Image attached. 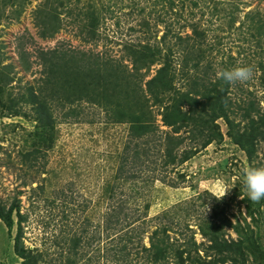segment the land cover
I'll list each match as a JSON object with an SVG mask.
<instances>
[{"label": "rangeland", "instance_id": "1", "mask_svg": "<svg viewBox=\"0 0 264 264\" xmlns=\"http://www.w3.org/2000/svg\"><path fill=\"white\" fill-rule=\"evenodd\" d=\"M173 1L176 8L172 10ZM44 14L56 15L54 19L49 16L48 20L61 24L49 37L43 35ZM263 20L264 0H0V205L9 206L15 199L21 201V212L28 216L23 223V241L31 250L45 251L42 264L64 263L65 248L54 242V237L63 236L61 231H72L70 236L82 238L81 254L88 252L84 258L79 257L77 264H107L110 259L99 257L114 253L117 245L126 244L131 251L141 250L142 245L150 247L154 232L165 227L170 244L176 248L187 247V240L195 232L201 244V255L210 260L213 255L210 252L208 256L206 249L211 243L200 231V223L224 208L226 218L232 223L240 221L258 230L248 208L249 205L253 210L263 207L264 212V202H252L248 198L244 172L249 167H264V142L259 144L257 157L250 161L222 118L217 121L220 128L212 126L213 131H220L219 136L206 148L199 141L201 135L193 141L191 127H183L175 133L164 124L161 114L165 107L156 101L147 86L164 66V59L136 70L126 45L148 40L150 35L142 30L149 29L151 44H156V39L171 29L185 37L184 45L191 47L189 43L196 42L188 38L193 33L192 24H200L206 30L203 45L185 48L182 52L202 54L201 68H194L193 60L192 65L186 67L184 55L177 53L171 62L172 73L177 76L176 88L189 90L193 76H211L218 80L226 67L249 66L251 78L234 81L231 85L237 92L241 85L261 97L264 95L259 84L262 72L259 64L264 63ZM260 21L262 28L257 27ZM91 22L96 24L99 33L94 39H90ZM172 36L170 39L175 41L176 37ZM53 49L67 52V58L70 55L85 59L104 56L115 63L121 71L119 74L125 67L126 72L133 73L129 94L140 97H132L130 101L137 103L134 108L146 101L150 107L147 115L141 117L156 125V134L148 135L152 142L157 140L152 144L156 157H151L144 165L132 163L129 166L139 170L137 182L141 183L143 191L135 192V181L126 180L125 176L119 178L118 171L123 158L135 150L136 142L150 139L131 138V124L117 122V117L109 113L114 103L105 95L99 96L101 103L87 98L74 99L71 95L79 94L80 89L65 83L67 77L62 80V69L61 81H55L50 75V64L44 62L47 54L43 52ZM63 60H67L66 56ZM206 70L210 71L207 75ZM186 71L192 77L187 76ZM29 88H33L39 99L48 101L46 110L54 123L52 129L41 126L39 104L30 103L29 97L18 102L19 111L10 109ZM113 92L110 95L116 98ZM121 98L125 99L124 93ZM167 99L168 96L166 104ZM113 102L116 103V99ZM124 102L126 106L127 101ZM262 105L264 107V101ZM169 134L184 141L180 152L192 154L177 170L173 166L163 167L161 148L165 149V145L162 147V142H166ZM35 148L41 152L32 156L37 160L32 168L24 154ZM226 188L231 189L221 198L219 190ZM114 203L125 207L132 217L129 222L133 223L127 228V225H119L115 230L117 234L108 238L107 214ZM262 218L257 231L261 236H251L247 245L263 253L264 216ZM15 219L12 230L0 221V264L23 262L15 249L18 216L15 215ZM215 222L224 224V216ZM87 226L89 234L84 236L81 230ZM222 232L228 239L238 240L240 236L233 226L226 225ZM133 235L135 238L130 242ZM173 256L170 254L167 259L171 264L175 263ZM143 257L144 254L142 260ZM254 258L251 255L248 264L264 263V258ZM141 259L133 264H141Z\"/></svg>", "mask_w": 264, "mask_h": 264}, {"label": "trees", "instance_id": "2", "mask_svg": "<svg viewBox=\"0 0 264 264\" xmlns=\"http://www.w3.org/2000/svg\"><path fill=\"white\" fill-rule=\"evenodd\" d=\"M176 3L173 1L171 7L176 8ZM94 15L93 13H91ZM51 16L56 17L53 14H44V19L42 20V25L45 28L44 37H49L54 35L60 28L61 24H52L48 18ZM251 23L254 21L249 19ZM264 21V20H263ZM262 23V24H261ZM89 27V26H88ZM96 24L91 22L90 27V39L96 38L99 33L96 31ZM256 27V26H255ZM257 27L262 28L263 22L260 21V25ZM192 35H188L189 40L194 39V44L189 43V46H185V37L180 33L174 32L171 29H167L165 34L160 38L156 39V44H151V29L149 31L142 30L144 33L150 35L147 37L148 40H141L139 43L127 44L126 50H128L131 61L133 62V67L137 70L139 68H146L149 64L156 63L157 61L164 59V66L161 67L156 76L147 82L148 89L152 92L156 101L164 106V111L162 112L163 121L166 126L172 127L175 133H179L183 127H191L190 132H193L192 137L194 139L198 138L200 135L201 143L203 147L206 148L211 144L216 137L219 136L220 131L215 129L213 131L212 126L220 128L217 124L219 119H224L226 124L230 127V134L235 140V143L239 145L247 153L250 161H254L257 157L259 151V144L264 142V95L259 97L256 92L249 91L248 88H244L241 85L239 86L238 92L233 90L234 87L231 83L226 82L219 78L218 80L211 79L213 77H200V76H191L189 71H186L185 74L189 77H192L191 80L193 83L190 86L189 90L177 89L174 81L177 78L174 75L172 59L177 53H181L185 48H192L195 46L199 47L203 45L206 36V30L202 29L200 24H192ZM146 34V33H145ZM174 35V36H172ZM176 37L175 41L170 39ZM172 41L174 43H172ZM261 40L258 41L260 43ZM212 50V48H210ZM22 52V51H21ZM203 50L201 51V53ZM23 53V52H22ZM47 54L44 56V62L50 64V75L55 81L60 80V73L64 70L62 75V80H65V83H70L76 88L80 89L77 93H73L71 96L76 100L87 98L90 101L101 103L102 95H105L109 102L114 103L109 113L112 116L117 117V122L119 123H129L131 124V138L138 140V138L148 137L155 133V124L154 121H147L141 117V115H147V109L150 107L148 103L139 102L138 107L137 103L130 101V99L140 97L137 95L133 96L130 91L131 83L133 82V73L127 71L126 67L122 73L119 74L120 69L114 66L113 61L106 60L104 56L92 57L85 59L84 57L79 58L78 55H70L67 58L68 53L62 50H50L48 52H43ZM184 55L185 66L189 67L192 65V60L195 62L194 68L199 70L201 68L202 57L200 53H191V51L182 52ZM63 56H66L67 60H63ZM163 56V57H162ZM51 57V60L50 58ZM125 66V65H124ZM259 66L262 69L261 75L259 76V84L263 87L264 91V63L260 62ZM133 68V69H134ZM210 68V67H209ZM62 69V70H61ZM211 69V68H210ZM231 68H225V70ZM140 70V69H139ZM261 71V70H260ZM126 72V73H125ZM210 71L206 70L205 74H209ZM66 75V76H65ZM184 75V77L186 76ZM61 81V80H60ZM136 83V82H135ZM111 86L113 88H111ZM128 89V90H127ZM114 90L115 96L113 98L110 95V92ZM233 90V92H232ZM29 92L23 95L21 98L15 100L16 105L13 107L10 106V109H16L19 111L18 102L20 100L25 101L28 98V101L32 104H39L38 110V119L43 123L41 126L43 128H53L54 123L50 114L46 110L47 102L41 100L34 92L33 88H29ZM43 91V88L40 89ZM135 90L134 92H136ZM65 92V91H64ZM133 92V93H134ZM53 93V92H52ZM55 93V92H54ZM53 93V95H55ZM125 94V99L122 101L121 95ZM172 94V95H171ZM166 96H168L166 104ZM53 97V96H52ZM165 97V98H164ZM103 98V97H102ZM105 98V97H104ZM113 99H116V103L113 102ZM119 99V100H117ZM12 102V100H10ZM127 101L126 106L123 103ZM130 101V102H129ZM12 107V108H11ZM185 107H188V110H185ZM140 111L139 116L137 115ZM211 132H210V131ZM199 134V135H196ZM156 134V133H155ZM40 135V134H39ZM150 136L147 139H150ZM175 134H169L166 142H162V147L165 145V149L161 148L164 158L163 167H171L178 169L181 165L192 158L191 152H180L181 145L183 140L176 138ZM157 140L150 139L148 142L142 143L141 141L136 142L134 151L131 152V155H128L123 158L122 164L119 167V178L125 176L126 180L135 181L136 185L135 192L143 191V186L140 182H137L139 170L136 168H130L129 166L133 165H144L147 162H150L151 157H156L157 153L154 152L153 143H156ZM199 144V143H198ZM129 147V146H128ZM195 147H193L194 149ZM150 150H153L150 152ZM41 150L35 148L31 152L24 154L26 162L30 163L32 168L35 167V158H32L33 155L39 154ZM130 160L132 162L130 163ZM154 162V160H152ZM128 168V170H127ZM178 172V171H177ZM180 172V171H179ZM184 177V174H181ZM128 181V182H129ZM113 196V194H112ZM264 202V200H262ZM249 214L254 222V225L258 226L260 229V223L263 221L264 212L261 208L253 210L252 206L249 205ZM22 205L21 201L15 199L9 206L3 204L0 205V221L5 222L9 227V230H12L15 227L16 219L15 215L18 216V227L19 233L16 240V254L23 259L22 264H42L41 260L45 258V251L40 248L31 250L25 245L23 241L24 228L23 223L28 220V216L21 212ZM226 208L221 211H215L213 216H207L205 219L201 220L200 231L205 237H208L210 240V245L206 249V252L209 256L211 252L213 257L210 260H207V257L201 255V244L196 240L195 232L192 233V236L187 240V247L183 248L180 246L176 248L169 242V238L166 236L168 233L167 227L163 230H156L153 235L152 243L150 247L142 245L141 250H133L128 248V245H117L113 249L114 253H107L106 256L99 257V259H112L113 263L108 260L107 264H123L125 261L127 264H133V261L137 262L141 259L142 254H144L141 264H171L167 259L170 257V254L174 257V264H248L250 256L254 255L256 260L264 258L262 254L264 252L254 251L249 248L247 242L251 236L259 235V233L254 228H250L251 224L243 225L240 221L237 224L232 223L226 218ZM224 216V224L219 221L220 218ZM132 217H129V214L126 212L125 207L120 206V204L114 203L112 209L107 214L106 220V230L108 238L117 233L115 230L118 229L119 225H127L126 228L131 226L133 222ZM124 221H127L126 223ZM233 226V228L239 233V239H228L225 236L221 235L224 227ZM123 227V228H125ZM190 226L186 225L188 229ZM122 228V229H123ZM125 228V229H126ZM121 229V228H120ZM89 226L81 230L82 235L87 236L89 234ZM101 231V230H97ZM96 231V233H98ZM104 231V230H103ZM61 233L63 236L58 235L54 237L57 245H62L64 252V263L63 264H77L79 257L84 258L87 254L80 251V246H82L83 241L81 237H76L72 235V231H64ZM134 236V235H133ZM131 236L130 239L132 242L135 236ZM258 238V237H257ZM123 241V240H121ZM92 242V241H91ZM89 242V244H92ZM182 247V248H181ZM254 258V259H255ZM63 261V260H62ZM136 262V263H137ZM253 264H256L255 262ZM264 264V263H262Z\"/></svg>", "mask_w": 264, "mask_h": 264}, {"label": "clouds", "instance_id": "3", "mask_svg": "<svg viewBox=\"0 0 264 264\" xmlns=\"http://www.w3.org/2000/svg\"><path fill=\"white\" fill-rule=\"evenodd\" d=\"M252 68L249 66H241L233 69L223 70L220 78L226 82L246 81L251 78ZM244 185L247 189L248 198L252 202H260L264 200V167H249L244 172ZM231 188L219 190L222 198L226 191Z\"/></svg>", "mask_w": 264, "mask_h": 264}]
</instances>
